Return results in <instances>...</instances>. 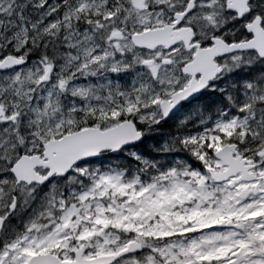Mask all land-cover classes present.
Listing matches in <instances>:
<instances>
[{"label": "snow or ice", "instance_id": "snow-or-ice-1", "mask_svg": "<svg viewBox=\"0 0 264 264\" xmlns=\"http://www.w3.org/2000/svg\"><path fill=\"white\" fill-rule=\"evenodd\" d=\"M0 264H264V0H0Z\"/></svg>", "mask_w": 264, "mask_h": 264}]
</instances>
